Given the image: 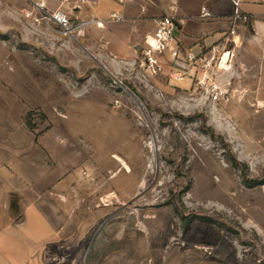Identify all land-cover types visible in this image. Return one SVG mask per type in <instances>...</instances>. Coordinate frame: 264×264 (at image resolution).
<instances>
[{"label":"rangeland","instance_id":"374dc122","mask_svg":"<svg viewBox=\"0 0 264 264\" xmlns=\"http://www.w3.org/2000/svg\"><path fill=\"white\" fill-rule=\"evenodd\" d=\"M142 47L0 0V171L57 184L15 194L64 218L47 264H264V103L217 71L209 102Z\"/></svg>","mask_w":264,"mask_h":264},{"label":"crops","instance_id":"0c3cea01","mask_svg":"<svg viewBox=\"0 0 264 264\" xmlns=\"http://www.w3.org/2000/svg\"><path fill=\"white\" fill-rule=\"evenodd\" d=\"M14 1L22 6L41 3L44 12L64 10L77 23L87 22L83 30L87 28L102 35L108 47L120 56L131 55L133 49L144 45L155 28L154 19L161 15L176 19L175 36L185 48L198 51L221 44L222 34L232 25L238 9L242 17L236 20L240 43L232 49L230 70L219 74L245 77L248 80L245 93L250 91L264 103V0ZM204 11L208 15L203 16ZM112 14L121 18L115 19ZM0 178V264H47V244L56 239L55 227L64 224V218L52 211L48 215L46 207L41 205V197L37 203L24 204L15 194L52 192L57 184L48 185L46 174L34 175L28 170H18L17 174L9 169L1 170Z\"/></svg>","mask_w":264,"mask_h":264},{"label":"built area","instance_id":"2783aa9c","mask_svg":"<svg viewBox=\"0 0 264 264\" xmlns=\"http://www.w3.org/2000/svg\"><path fill=\"white\" fill-rule=\"evenodd\" d=\"M84 2L86 0H79ZM36 8L42 10V4H35ZM44 12V11H43ZM203 16L208 12H203ZM28 17L30 13L26 14ZM44 17L57 25L64 35H72L77 32L79 35L87 22H73L68 14L62 9L52 12H44ZM113 18L121 17L112 14ZM239 10L235 9L234 18L230 28L222 34L221 44L205 47L199 52L183 47L175 36L177 21L173 16L161 15L154 19L155 28L144 41L141 49V65L152 74L161 73L164 65L168 66V76L174 83L189 79L194 80L196 90L202 94V98L215 102L228 96L223 94L216 85L211 86L209 79L213 75L217 76L220 71L230 70L234 49L239 45L236 20L241 19ZM38 18H35L37 20ZM223 44V47L221 45ZM226 56V57H225ZM226 58L223 62V58ZM226 100V101H227Z\"/></svg>","mask_w":264,"mask_h":264},{"label":"bare ground","instance_id":"6f19581e","mask_svg":"<svg viewBox=\"0 0 264 264\" xmlns=\"http://www.w3.org/2000/svg\"><path fill=\"white\" fill-rule=\"evenodd\" d=\"M225 57H226V56H225ZM225 57L223 58V62H224V60L226 59Z\"/></svg>","mask_w":264,"mask_h":264}]
</instances>
